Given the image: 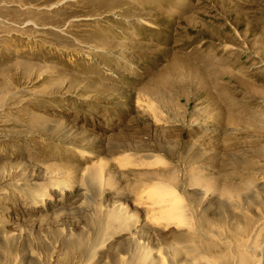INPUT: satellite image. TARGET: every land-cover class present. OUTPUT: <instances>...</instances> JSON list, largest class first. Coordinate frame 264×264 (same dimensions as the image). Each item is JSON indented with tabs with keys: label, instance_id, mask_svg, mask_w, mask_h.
Wrapping results in <instances>:
<instances>
[{
	"label": "rangeland",
	"instance_id": "1",
	"mask_svg": "<svg viewBox=\"0 0 264 264\" xmlns=\"http://www.w3.org/2000/svg\"><path fill=\"white\" fill-rule=\"evenodd\" d=\"M154 182L191 242L137 205ZM248 236L264 255V0H0V264H236Z\"/></svg>",
	"mask_w": 264,
	"mask_h": 264
},
{
	"label": "bare ground",
	"instance_id": "2",
	"mask_svg": "<svg viewBox=\"0 0 264 264\" xmlns=\"http://www.w3.org/2000/svg\"><path fill=\"white\" fill-rule=\"evenodd\" d=\"M166 154H168V152H166ZM162 156L157 154H146L142 157V159L137 160V164L143 168L155 167L167 169L170 166V163ZM164 181L165 180L158 181V183H163ZM84 182L92 192L95 191L96 193H101L105 183L104 169H102L100 165L95 164L87 166L84 172ZM53 185L54 183L50 181L48 187H46L43 192L35 193V195L40 198H43V196L45 197L47 188L49 190V188L51 189ZM62 189H64V187H62ZM171 191L173 193H171ZM137 196L136 203L143 208L145 213L148 214V219L151 221L164 220L166 221V226H174V228L178 229L181 233L186 234L188 242L193 240L196 229L194 228L195 222L192 211L184 203L182 204L179 201L177 202L179 195L172 187H166V185L157 184V182H154L150 185H147V187L141 188ZM170 197H174L176 202L171 201L169 199ZM118 214L119 212L110 213L108 215L109 220H114L118 217ZM240 242L242 243L240 244L241 248H239V251L236 254V264H262L264 255L262 252H260L261 250L259 251L260 248L258 246L251 243L250 237L248 236ZM257 250L258 253H256ZM140 252L141 253L139 254L141 255L139 256V259H141L143 262L146 261L144 258L149 256V252L144 251L143 254L142 251Z\"/></svg>",
	"mask_w": 264,
	"mask_h": 264
}]
</instances>
